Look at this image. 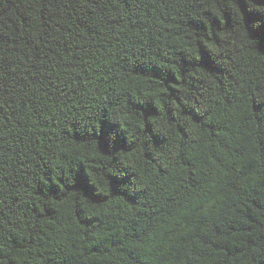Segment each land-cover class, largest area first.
Here are the masks:
<instances>
[{
  "label": "trees",
  "instance_id": "1",
  "mask_svg": "<svg viewBox=\"0 0 264 264\" xmlns=\"http://www.w3.org/2000/svg\"><path fill=\"white\" fill-rule=\"evenodd\" d=\"M0 264H264V0H0Z\"/></svg>",
  "mask_w": 264,
  "mask_h": 264
}]
</instances>
